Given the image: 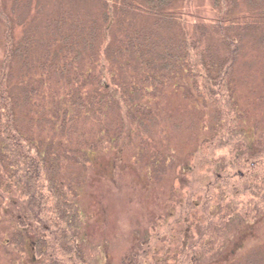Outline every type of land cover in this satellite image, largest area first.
<instances>
[{
  "label": "trees",
  "instance_id": "1",
  "mask_svg": "<svg viewBox=\"0 0 264 264\" xmlns=\"http://www.w3.org/2000/svg\"><path fill=\"white\" fill-rule=\"evenodd\" d=\"M0 1V16L6 26L0 70V168L5 189H21L27 206V218L19 216L22 220L12 244L28 242V221L35 228L30 241L40 264H92L82 236L80 211L61 181V142L55 150L53 145L46 147L19 126L14 67L20 62L22 67L31 68L30 51L37 42L29 31L16 40L12 19ZM135 1L137 7L132 0L122 2L120 37L112 33L116 17L107 5L100 16L79 19L76 26H68L67 17H62L64 22L46 20L39 39L44 53L37 58L43 75L49 73L48 80H57L61 90L68 91L61 98L49 97L51 122L55 130L70 138L81 137L79 124L96 125L95 142L91 145L89 140L78 139L77 144L80 152L86 148L93 153L107 144L117 146L126 124L132 125L134 133L155 125L152 102L160 96L154 92L168 84L176 86V91L187 86L184 89L192 95L186 99L194 98L205 108H214L209 136L190 155L187 165L177 167L166 222H151L149 237L136 240L132 251L142 252L145 259L156 257L155 262L159 260L160 264H195L198 258L220 251L221 242L230 238L233 224L253 227L264 211V148L260 143L256 149L255 145H247L246 115L235 97V66L244 40L252 32L242 34L230 22L240 7L239 0H211L215 21L198 22L190 29L172 13L177 0ZM243 3L264 21V0ZM144 16L148 17L147 24H137L144 22ZM173 18L176 35L166 41L160 30L169 27L171 31ZM262 36L264 44V33ZM211 39L218 41L219 48L207 46ZM79 62L85 63L88 70L74 72ZM19 86L25 93L23 101L31 100L37 92L30 91L23 81ZM138 138L136 156H151L148 177L162 178L172 168V161L156 152L142 132ZM220 160L225 162L220 164ZM194 169L215 173V182L207 189L200 187ZM219 170L221 178L215 172ZM192 173L194 178L188 185ZM235 243L236 247L239 243ZM149 245L152 248H147ZM234 251L236 248L231 253ZM131 264H139L137 256Z\"/></svg>",
  "mask_w": 264,
  "mask_h": 264
},
{
  "label": "rangeland",
  "instance_id": "2",
  "mask_svg": "<svg viewBox=\"0 0 264 264\" xmlns=\"http://www.w3.org/2000/svg\"><path fill=\"white\" fill-rule=\"evenodd\" d=\"M2 1L12 19L16 40H21L29 31L36 37L37 42L30 51L33 55L29 65L31 68L28 70L22 67L20 62H16L14 67L13 81L17 87L15 95L19 103L17 111L19 126L23 133L42 142L46 147L53 145L55 150L56 145L61 142V181L80 211L82 236L93 259L92 264H131L134 256L138 257L139 264H160L159 260L155 262L156 257L145 259L144 254L139 251L132 254L135 242L140 238L143 241L149 237L147 230L151 222L154 225L159 220L161 224L166 222V216L170 215L168 213L170 208H167V205L176 188L174 181L178 175L177 167L187 165L190 155L194 154L201 142L209 136L214 108H205L194 98L186 99L192 95L184 89L185 87L188 89L187 86L181 85L182 90L176 91V86L168 84L165 88L154 92L160 96L152 102L155 125H150L141 132L156 152L172 161L170 163L172 168H169L160 179L148 177L150 155L136 156L139 154L138 134L141 132H132L131 124H126L124 127L123 138L117 146L110 147L107 144L93 153L86 148L80 152L78 139L89 140L88 144L92 145L96 139L94 137L96 125H88L85 122L81 124L82 126L79 124L78 128L82 133L81 137L76 138H70L65 135L66 133L55 130L54 123L51 122L49 97L54 95L61 98L68 91L64 88L61 90L57 80H48L51 76L49 73L45 75L42 73V65L37 58L44 53V47L39 43L42 28L48 19L56 22L66 21L62 17H67L68 26H76L79 19L92 20L100 16L104 9L106 10L104 5H107L112 15L116 17V25L112 27V33L120 37L122 30L118 27L121 26L120 20L123 14L120 11L124 0ZM132 2V5L137 7L138 3L135 0ZM239 2L240 7L232 14L230 22L235 28L242 30V34L247 31L252 33L245 38L240 58L235 66V97L240 111L246 115L244 132L247 145L249 147L255 145L253 149H256L260 143L264 148V44H261L264 21L260 15L252 12L243 0ZM172 13L187 29L195 23H211L216 19L211 0H177ZM147 18L144 16L142 17L145 19L144 22H136L145 25ZM170 24H173L171 31H168L169 27L160 30L166 41L176 35L174 18ZM128 25L129 23L126 25L127 28ZM114 35L112 38H115ZM5 38L6 26L0 16V70L5 54ZM102 44L106 45V43ZM207 44L212 50L219 48L217 40L211 39ZM106 64L109 66L108 60ZM77 70L79 73L84 72L88 67L85 63L79 62L78 69L73 71ZM22 81L24 86L28 85L30 91L37 90L32 94L31 100L23 101L25 93L22 86H19ZM46 81L48 84L44 86L43 82ZM112 120L117 119L112 117ZM119 127H122V124ZM113 135L115 136V133ZM220 161V164L225 162ZM193 172L200 187L204 189H207L212 181L215 182V173L211 171L194 169ZM215 172L218 178L219 174H222L220 170ZM193 178L192 173L187 179L188 185L192 183ZM2 181L0 168V183ZM177 188L180 193L179 184ZM26 210V201L21 189L15 187L5 189V184L2 183L0 264H40L34 245L30 241L34 239L35 228L28 221L26 222L28 242L24 245L22 242V244L20 242L16 245L12 244L19 222L22 218H27ZM20 215L21 219H19ZM260 218L262 219L248 229L245 225L233 224L229 230L231 235L228 236L232 238H226L221 242L220 251L215 252L213 256L198 258L195 264H264V211ZM159 231L161 232V227ZM155 238L163 239L160 236ZM235 242H238L239 246L235 247L233 245L236 244ZM147 248H152V245ZM234 248L236 251L231 253Z\"/></svg>",
  "mask_w": 264,
  "mask_h": 264
}]
</instances>
